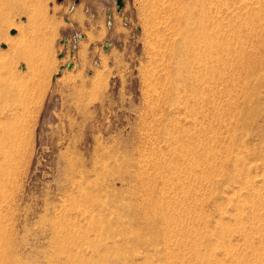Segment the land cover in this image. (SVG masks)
I'll return each instance as SVG.
<instances>
[{"label": "rangeland", "instance_id": "374dc122", "mask_svg": "<svg viewBox=\"0 0 264 264\" xmlns=\"http://www.w3.org/2000/svg\"><path fill=\"white\" fill-rule=\"evenodd\" d=\"M209 1L0 0V264H264V0Z\"/></svg>", "mask_w": 264, "mask_h": 264}, {"label": "bare ground", "instance_id": "6f19581e", "mask_svg": "<svg viewBox=\"0 0 264 264\" xmlns=\"http://www.w3.org/2000/svg\"><path fill=\"white\" fill-rule=\"evenodd\" d=\"M191 1H195V0H191ZM209 1V0H208ZM219 1L220 0H210L209 1V4H213V9H212V11H214L216 14L217 13H219L220 11H218L219 10ZM205 2H207V1H205ZM260 2V1H259ZM185 3V2H184ZM198 3H199V0H198ZM206 4V3H205ZM204 5V4H203ZM198 6H199V4H198ZM206 6V5H205ZM204 6V7H205ZM208 6V5H207ZM210 7H211V5H210ZM202 8V7H201ZM221 8V7H220ZM207 9V8H206ZM209 9L210 8H208V11H209ZM215 9V10H214ZM201 10V9H200ZM199 11V10H198ZM207 11V10H206ZM191 12V11H190ZM200 12V11H199ZM202 12H204V10L202 11ZM209 13V12H208ZM208 13H206V14H208ZM205 14V13H204ZM205 14V15H206ZM204 15V17H205V19L207 18L206 16ZM218 17V16H217ZM202 16H200L197 12H191V13H189V15L188 16H186V19H185V23H184V26H185V28L187 29V32H188V39H189V43H191L192 42V44H190V45H192V47L191 48H193V47H197V49H196V51L194 52V54L196 53L197 54V52H202V50L201 49H205L206 47H207V44L210 42V40L212 39V36H214V35H212L213 33L212 32H210V31H208V30H210V29H207L209 26L207 25H205V20ZM257 19V18H256ZM212 21H213V19H212ZM211 21V22H212ZM261 21V20H260ZM206 22H207V20H206ZM219 24V23H218ZM217 25V24H216ZM211 26V25H210ZM219 29V28H218ZM213 30V29H212ZM215 30V29H214ZM209 32V33H208ZM217 32H219V31H216V33ZM215 32H214V34H216ZM220 34V33H219ZM216 35H218V34H216ZM214 38V37H213ZM216 38H217V36H216ZM204 49H203V51H204ZM189 53H191L192 55H193V52L190 50V51H188V56H189ZM199 53V54H200ZM195 54V55H196ZM191 56V55H190ZM199 56H201V55H199ZM205 56V55H204ZM197 57V56H196ZM190 58V57H189ZM193 58V57H192ZM195 58V57H194ZM207 58V57H206ZM196 59V58H195ZM203 59H204V57H203ZM197 61H198V59H196ZM215 60V59H214ZM194 62H195V60H193ZM205 61V60H204ZM198 62H201V61H198ZM193 63V62H192ZM204 63H206V61L204 62ZM203 63V64H204ZM200 64V63H199ZM191 65V64H190ZM189 65V66H190ZM200 65H202V64H200ZM195 66V65H194ZM196 66H199V65H197L196 64ZM195 66V67H196ZM204 66V65H203ZM200 67V66H199ZM202 67V66H201ZM201 67H200V69H201ZM198 68V67H197ZM197 68H194V69H196L197 70ZM193 69V70H194ZM199 69V68H198ZM199 71V70H198ZM200 72V71H199ZM213 76V75H212Z\"/></svg>", "mask_w": 264, "mask_h": 264}, {"label": "water", "instance_id": "95a60500", "mask_svg": "<svg viewBox=\"0 0 264 264\" xmlns=\"http://www.w3.org/2000/svg\"><path fill=\"white\" fill-rule=\"evenodd\" d=\"M116 5L118 7L117 12H119L123 7V0H116ZM11 34H13V32ZM68 67L71 68V65H69Z\"/></svg>", "mask_w": 264, "mask_h": 264}]
</instances>
